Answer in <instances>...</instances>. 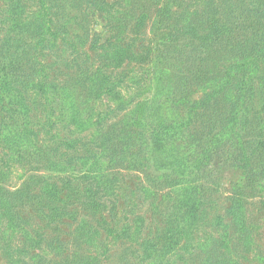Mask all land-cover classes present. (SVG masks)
<instances>
[{
    "label": "trees",
    "instance_id": "16d2710c",
    "mask_svg": "<svg viewBox=\"0 0 264 264\" xmlns=\"http://www.w3.org/2000/svg\"><path fill=\"white\" fill-rule=\"evenodd\" d=\"M81 1L103 13L111 40L99 46L98 62L82 54L65 59L83 79L78 74L57 81L46 72L56 63L53 54L79 52L86 43L78 0H0V33L6 27L0 37L1 257L7 264L55 261L50 254L63 251L46 242L45 228L61 218L76 220L82 207L92 216L102 213L124 171L143 175L140 187L147 197L168 200L177 234L184 237L201 217L202 191L219 186L209 170L212 163L225 156L234 159L231 166L239 167L242 177L231 197L234 224L215 218L227 258L220 264H241L235 245L240 235L249 238L248 199L260 192L264 209V0L253 7L245 0H224L233 8V22L222 19L216 0ZM150 16V38L139 51L134 43H120L124 34L142 33ZM130 88L139 91L131 96ZM198 90L205 98L193 100ZM146 92L151 97L141 99ZM27 96L31 103L42 102L45 129L56 132L52 138L59 134L52 152L35 139ZM219 102L224 111L210 116L212 106L200 110L201 104ZM254 103L255 113L249 108ZM204 119L205 129L193 134L192 125ZM12 167L31 171L20 188L11 186ZM252 186L258 187L255 196L248 190ZM137 221L119 231L103 220L101 233L90 231L83 216L79 222L90 228L86 247L59 264L108 262L109 243L136 242ZM162 233V242L141 243L144 264H168L175 243L169 231ZM257 254L264 260L260 249Z\"/></svg>",
    "mask_w": 264,
    "mask_h": 264
},
{
    "label": "rangeland",
    "instance_id": "374dc122",
    "mask_svg": "<svg viewBox=\"0 0 264 264\" xmlns=\"http://www.w3.org/2000/svg\"><path fill=\"white\" fill-rule=\"evenodd\" d=\"M245 1L250 7H253L252 5L256 2V0ZM216 2L220 9L219 14L222 16V19L227 22H233V17L231 15L233 8L230 6L228 7L224 0H216ZM30 4H32L31 1ZM78 4L77 8L83 26V32L81 31V33L86 37V43L79 52L68 48L62 57L59 56V54H53L54 58L52 59L56 63L55 65L50 66L46 72L51 76V79L55 77V80L57 81L72 80V78L78 76V74L80 75V78L83 79V73L81 71L79 73L76 72V67L67 63L65 59L70 58L71 55L76 56L77 54H82L83 59L89 57L90 61H96V59L99 58L96 57L97 53L102 51V48L99 46L111 40V33L107 29V21L103 13L97 7H88L85 2H80V0H78ZM222 13H226L227 16L224 17ZM152 23L153 17L150 16V19H148L146 23L147 26L143 28L142 33H138V36L134 35L127 37L124 34L121 37L122 41L120 43L124 46L134 43L136 51H139V46L150 38ZM4 32L6 34V27ZM4 32L1 31V38L4 37ZM94 44H99L97 46L99 47L98 50L93 49L92 46ZM5 50H7V48ZM5 52L6 51H4V53ZM88 64H90V62H88ZM34 67L37 68L36 65ZM59 68L61 69L60 71ZM138 91V89L130 88L128 93L133 96V94H137ZM150 97L151 95L146 92L141 99ZM26 98L27 100H30L29 102L32 107V122L34 124V129L36 130L34 131V136H36L35 139L37 143H43L44 146H46L45 148L50 151V148L53 149V146H50L53 145L55 139H60L59 134L52 138L53 133L56 132L50 133L45 129L43 123L46 118V112L42 102L38 101L31 103V99H29L28 96ZM203 98H205V92L201 90H198V92L192 97L193 100H201ZM201 105L200 110L206 108V111L212 106L206 112L210 116L215 112L224 111L223 104L220 102L219 104L213 105L211 103H204ZM249 108L255 113L258 104L254 103L253 105H250ZM206 123V119L196 121L192 125L191 132L193 134L200 133L205 129ZM61 136L63 137V135ZM2 152L3 149L0 146V165L4 166L5 164H3V161L5 160V155L4 152ZM55 152L58 153L59 149H56ZM224 158L225 156H219L216 158L209 169L212 172V178L219 183V186L215 191H205V193L202 191L200 194L204 201V203L201 204V206L203 205V211L199 221H195L193 224L194 231H191L190 234L185 235L184 237L178 236L177 221L172 214L171 209H169L170 205L168 200H156L151 198V195L147 197L144 192L141 191L140 183L143 180H141V177L143 176L142 174L136 171H124L123 180L119 185L120 188L117 194L112 197V200L105 198L106 209H104L102 213L93 214L92 216L88 208L82 207L79 212L80 216H77L76 220L68 217L61 218L59 221L45 228L43 233L44 238L46 236V242H51L54 246L60 247L64 253L59 254L58 250L55 254H50V258H53V260L55 259V261H52L49 264H59L62 262V258H64L63 262H65L66 257H69V255L73 253L79 254L82 248L86 247L83 238L85 237L86 231L90 228L79 222V219L83 216L85 219H88L89 224L91 225L92 230L90 231L100 230L101 233L104 232V230H102L103 224L101 223L103 220H107L113 228H116L119 231L128 224L132 225L134 228L136 226L137 218V222L141 225V233L137 235L136 242L118 241L116 244H113L109 243L111 238L106 240L105 244L108 242L112 248V257L108 262L104 261L103 264H140L141 261L143 264L146 263L143 261L146 254L143 251L141 243L143 241L148 242L147 244L156 243V241H158V243L162 242V230L169 231V234L172 235L173 238L172 242L175 243L174 249L167 255L166 260L168 264H220L223 259L227 258H224L221 254L223 253V248L221 247L223 235H221V232L218 230L215 218L219 216L218 218H221L228 226L234 224L235 220L230 214L232 210L231 197L234 184L238 183L242 177V171L239 167L231 166V162L234 159L231 157L227 159ZM259 161L260 159H256V164H259ZM240 162L241 161H238L237 163L241 164ZM28 170L29 169L22 170L19 167H12L11 171L13 174L11 186L20 188L23 182L27 179V176L31 175V171ZM160 189H162V192L160 190L161 194H166L167 191L165 187L161 186ZM256 189H258V187L252 186L248 190L255 196L257 192ZM259 193H257L258 195H256L255 198H249V201L247 202V234L249 238L248 240H246V238L242 239L240 235L237 238L238 243L235 245L238 246L240 255L234 258L239 260L241 264H254L256 261L261 264L264 261L263 258L258 257L259 255L257 254L258 249H260L261 253L264 255V209L259 204L261 199ZM256 197H258V199H256ZM31 209L33 213H37L33 207ZM139 217L142 219H139ZM29 221L32 225H35L33 220L29 219ZM39 225L40 228H43L44 223L39 222L38 226ZM233 231L229 234L230 236L233 235ZM89 246L91 248V245ZM0 264H7L6 259H3L1 254Z\"/></svg>",
    "mask_w": 264,
    "mask_h": 264
}]
</instances>
